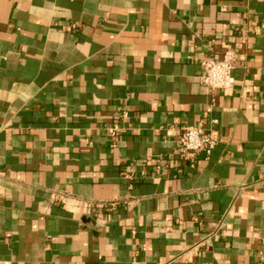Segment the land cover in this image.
Returning a JSON list of instances; mask_svg holds the SVG:
<instances>
[{
  "label": "crops",
  "instance_id": "obj_1",
  "mask_svg": "<svg viewBox=\"0 0 264 264\" xmlns=\"http://www.w3.org/2000/svg\"><path fill=\"white\" fill-rule=\"evenodd\" d=\"M0 264H264V0H0Z\"/></svg>",
  "mask_w": 264,
  "mask_h": 264
},
{
  "label": "built area",
  "instance_id": "obj_2",
  "mask_svg": "<svg viewBox=\"0 0 264 264\" xmlns=\"http://www.w3.org/2000/svg\"><path fill=\"white\" fill-rule=\"evenodd\" d=\"M235 52L227 49L220 59H203L200 62L201 82L210 90H226L233 84L232 71L234 69ZM216 123L215 120L211 121ZM118 129L115 126L112 132ZM217 143V136L206 129L201 123L184 127L177 139L179 156L191 165L195 163L198 154L203 153L207 159Z\"/></svg>",
  "mask_w": 264,
  "mask_h": 264
}]
</instances>
